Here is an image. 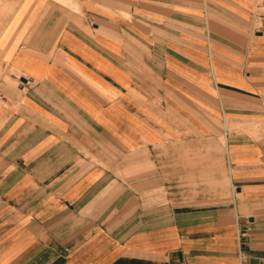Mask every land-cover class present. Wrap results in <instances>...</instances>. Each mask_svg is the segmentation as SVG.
I'll return each instance as SVG.
<instances>
[{
    "label": "crops",
    "instance_id": "crops-1",
    "mask_svg": "<svg viewBox=\"0 0 264 264\" xmlns=\"http://www.w3.org/2000/svg\"><path fill=\"white\" fill-rule=\"evenodd\" d=\"M73 4L0 33V264H264V0Z\"/></svg>",
    "mask_w": 264,
    "mask_h": 264
},
{
    "label": "rangeland",
    "instance_id": "rangeland-1",
    "mask_svg": "<svg viewBox=\"0 0 264 264\" xmlns=\"http://www.w3.org/2000/svg\"><path fill=\"white\" fill-rule=\"evenodd\" d=\"M11 1V2H10ZM54 1H58V0H54ZM58 2H62L61 0H59ZM76 1L74 0V2H73V0H72V2L71 3H64V1L62 2V3H64V4H66V6L67 7H69V8H71V9H76L75 8V5L73 4V3H75ZM9 3V4H8ZM13 5H14V8L16 7V5H17V0H0V8H3V10L5 11V13H3L1 16H0V27L1 26H3V24H4V22H5V25H6V23L8 22V19L10 18V16L7 18V14H8V12H10V10L13 8ZM4 7H6V9L4 8ZM6 10H7V12H6ZM2 18V19H1ZM3 20V21H2ZM6 20V21H5ZM4 25V26H5ZM3 30V29H2ZM1 30V31H2ZM1 31H0V33H1Z\"/></svg>",
    "mask_w": 264,
    "mask_h": 264
},
{
    "label": "bare ground",
    "instance_id": "bare-ground-1",
    "mask_svg": "<svg viewBox=\"0 0 264 264\" xmlns=\"http://www.w3.org/2000/svg\"><path fill=\"white\" fill-rule=\"evenodd\" d=\"M5 1V0H4ZM7 1V0H6ZM20 0H17V3L19 2ZM59 1V0H58ZM62 2L64 1V3L66 2V3H71L72 2V0H61ZM74 1V0H73ZM76 1V0H75ZM11 2V1H10ZM9 4V3H8ZM76 7V6H75ZM5 9H6V7H4ZM14 5H13V8L10 10V12H8V14H7V18L12 14V12L14 11ZM6 12H7V10H6ZM3 13H5V11L3 10V8H0V16L3 14ZM2 19V18H1ZM3 21V20H2ZM6 21V20H5ZM4 25H5V22H4V24H3V26H1L0 27V31L3 29V27H4Z\"/></svg>",
    "mask_w": 264,
    "mask_h": 264
},
{
    "label": "built area",
    "instance_id": "built-area-1",
    "mask_svg": "<svg viewBox=\"0 0 264 264\" xmlns=\"http://www.w3.org/2000/svg\"><path fill=\"white\" fill-rule=\"evenodd\" d=\"M263 104H264V102H263Z\"/></svg>",
    "mask_w": 264,
    "mask_h": 264
}]
</instances>
